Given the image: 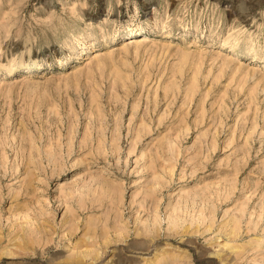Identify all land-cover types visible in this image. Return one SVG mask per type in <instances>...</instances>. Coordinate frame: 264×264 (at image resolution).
<instances>
[{
    "label": "rangeland",
    "instance_id": "374dc122",
    "mask_svg": "<svg viewBox=\"0 0 264 264\" xmlns=\"http://www.w3.org/2000/svg\"><path fill=\"white\" fill-rule=\"evenodd\" d=\"M0 264H264V0H0Z\"/></svg>",
    "mask_w": 264,
    "mask_h": 264
},
{
    "label": "bare ground",
    "instance_id": "6f19581e",
    "mask_svg": "<svg viewBox=\"0 0 264 264\" xmlns=\"http://www.w3.org/2000/svg\"><path fill=\"white\" fill-rule=\"evenodd\" d=\"M129 40H135V38H131V39H129ZM135 42H137V40H136V41H134V43H135Z\"/></svg>",
    "mask_w": 264,
    "mask_h": 264
}]
</instances>
